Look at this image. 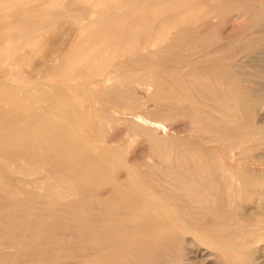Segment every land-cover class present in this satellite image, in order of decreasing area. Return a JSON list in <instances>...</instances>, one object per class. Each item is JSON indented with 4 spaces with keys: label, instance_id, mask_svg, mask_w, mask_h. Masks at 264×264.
Listing matches in <instances>:
<instances>
[{
    "label": "bare ground",
    "instance_id": "obj_1",
    "mask_svg": "<svg viewBox=\"0 0 264 264\" xmlns=\"http://www.w3.org/2000/svg\"><path fill=\"white\" fill-rule=\"evenodd\" d=\"M263 1L0 0V11L12 5L17 7L21 2L32 3L29 11L25 9L23 14L12 11L0 13V21L5 20L0 22V74H4L0 77V190L10 196L29 193L26 188L32 184L38 188L41 197L51 199L48 202L50 206H62L64 213L69 215L65 222L68 234L62 237L59 252L47 257L48 264H121L118 261L125 259L128 252L139 259L138 264H149L150 259L152 263V258L161 257L157 256L159 250L154 245L161 242L167 243L166 249L188 242L185 243L188 245L186 252L202 256L209 254L213 257V250H218L219 254L225 252L231 264H234L235 257H240L242 264H250L251 259L256 261L257 258L264 261V230L258 227L257 222H250L254 210L262 212L261 221H264V150L257 157L258 165L242 163L236 170L226 167L224 159L214 150L198 155L177 150L175 146V149L169 148L173 143H166L158 126L148 122V119L166 120L164 114L173 116L171 111L185 116L188 107L180 109L165 103L161 106L160 103L171 100L175 105L193 101L195 91V96L199 93L204 96L206 104L203 107L211 113L212 123L201 124L202 121L193 118L196 116L189 117L191 109L186 116L200 122L195 128L207 133L204 140L223 147H243L252 144L245 136L246 131L244 134L239 132L241 130L234 133L236 130L232 132L229 128L241 123L245 126L246 122V125L255 126L253 104L244 98L243 101L240 97L238 99V93L236 95L230 90L234 85L227 87L231 83H226L227 89L221 87L222 76L215 82L201 75L200 78L196 75L187 79H170L162 78L158 73L142 74L136 78L126 74L133 67L163 69L166 66L167 70L178 59L171 56L174 59L171 60L163 52L183 50V58L185 51H196L201 44L195 46V43H202L209 35L208 30L199 31L196 26L192 29L187 25L208 26L213 19L227 13L238 22L245 11L261 8ZM58 6L66 10H58ZM46 15L57 17L46 22ZM64 17L67 24L62 22L58 26ZM179 34L182 37H178ZM216 35L219 36L218 33ZM35 55L40 56L35 59ZM197 62L193 64L196 67L200 65ZM25 63L28 64L26 70L23 68ZM32 71L36 74H31ZM84 72L86 77H83ZM6 76L13 82H9ZM104 83L106 86L101 87ZM125 83L138 87L135 96L125 95L133 99L131 108L135 110L119 112L120 117L115 120L110 115L112 112L109 114L104 109L105 103L101 104L103 108L94 110V113H101L94 119L92 111L77 101H70L72 92L83 97L81 99H112ZM148 101L160 106L152 109L147 105ZM9 103H12L10 107L13 105L11 108L6 107ZM107 115L113 119L112 123L115 121L113 125L116 123V129L113 128L109 134L104 133L109 128L108 125L106 127ZM76 119L85 122L86 127ZM243 119L246 121L244 124ZM258 124L255 131L248 129L261 140L264 139V124ZM121 126H126L124 131ZM88 131H94L96 135L91 137ZM139 138H145L149 145L148 160L143 164L140 163L143 154H129L128 150ZM254 138L257 145L264 148V141ZM6 153H13L15 157L7 158ZM28 163H41L42 166H27ZM6 170L17 174L14 176L19 178L17 187L14 186L17 183L9 179L10 183L2 180H6V176L11 178L4 173ZM38 173L42 175L36 176ZM27 177L37 179L28 182L24 180ZM19 183L24 187H19ZM102 188H108L106 198L102 197ZM222 194H226V198ZM94 198H97L96 202ZM88 200L95 204L92 214L87 213V205L84 208ZM11 208L18 209L17 205ZM239 208L243 211L240 210L242 216L238 214L240 220L235 213L231 214L234 211L228 213ZM189 210H194L195 216ZM188 211L194 217L190 216L192 220L187 217ZM227 220H232V223L242 220L239 223L243 226L229 232L232 223ZM227 224H230V229ZM243 234L245 237H241ZM188 235L190 239L186 237ZM207 259L203 260L206 262Z\"/></svg>",
    "mask_w": 264,
    "mask_h": 264
},
{
    "label": "rangeland",
    "instance_id": "obj_2",
    "mask_svg": "<svg viewBox=\"0 0 264 264\" xmlns=\"http://www.w3.org/2000/svg\"><path fill=\"white\" fill-rule=\"evenodd\" d=\"M31 4H32L31 2H29V3L28 2L27 3L21 2L17 5V7H16V5L15 6L12 5L13 7L10 6L9 8L0 11V13H6L7 11H12L15 14H21V13L23 14L25 12V9L27 11H29V9H30L29 7L31 6ZM262 4H263L262 6L264 7V1ZM262 6H261V8H262ZM21 7L23 8L22 10H21ZM60 7H62V6H60ZM60 7L58 6L57 9L61 10V11L66 10V9H64V7L63 8H60ZM18 8H19V11H18ZM261 8L260 7H258V8L254 7V8H251V10L249 9V11H245L243 13V16H242L243 19L241 18L239 21L237 20L238 22H236V19L231 18V16L229 17L230 13H227V15L222 13L225 16L222 15L223 17H221V18H225V19H221V18H215V20L213 19V22H211V23L209 22V25H211L210 28H209V25L208 26L207 25L204 26V25H200V24L187 25L188 27H190L192 29H194V27L196 26L195 29L197 28L199 31L208 30L209 32H207V34H209V35L211 33H213L212 35H214V36L211 35V38L209 35L206 34L207 38L203 39L204 41L202 40L201 41L202 43H197V42L195 43V46L197 44H198L197 46H200V44H201V46L206 45L207 47L203 46V51H201L202 50L201 46L197 47L200 49H197L195 47L196 51L199 53H197L195 51V49L192 50L193 54L190 53L191 51L190 52L185 51L183 58H182L183 50L182 51L180 50L181 52L179 51L177 53L163 52L164 56L167 55L168 58H171V56H172V58L178 59V62H175L174 65L170 64L171 66L168 65L171 68L167 66L168 67L167 70H166V66H164L165 68H163V69H151L148 67L146 69L145 68H141V69L138 68L137 69V67H136V69H134L135 67H133L130 70V72H126V74L131 76V77L136 78L138 75H142V74L143 75L149 74V76H150L152 73H158L159 76H162V78L168 77L170 79H171V77L172 78L183 77L184 79H187L190 76H196V75H198V77L200 78V75H201L203 78H206V76H207V79H209V80L212 78L211 81L213 79H214L213 81H215V79L220 81V79L218 77L222 76L221 77L222 83H224L225 80L228 81V78H229L228 76L230 75L231 76L229 78L230 82L228 81V82H225L224 84L221 83L222 86L221 85L220 86L223 87L224 89H227V87H229V86L233 87L232 85H234V87L236 86L237 88L236 87L235 88L230 87L231 89L230 88L229 89L232 90L233 92H235L236 95L238 93V99L241 98V100H242V98H244V100L246 99L245 101L251 102L253 104V106L255 108V116H256L255 120H254L255 124H256L255 126H257L258 123L259 124L261 123V125L258 124V126H262V124H264V120H262V119H264L263 118L264 117V20H263L264 19V13H263L264 8H262V9ZM14 10L17 12H14ZM261 11H263V12H261ZM259 14H260V16L256 17ZM53 17H57V16L50 15L48 17V15H46V16H44V20L46 22L48 20L51 21ZM65 20H66L65 17L60 19V22H58L57 25L59 24L58 26H60L62 24H67L68 20H66V22H65ZM217 20H219L220 22ZM261 20H263V21H261ZM1 21H5V20L1 19ZM214 21L216 23H214ZM253 21H254V23H253ZM258 24H259V26H258ZM191 26H193V27H191ZM199 26L200 27L202 26L201 27L202 29ZM238 26H240L239 29H238ZM183 27H186V25L182 26L180 29H182ZM48 28H50V27L48 26ZM261 29H263V30H261ZM241 31H243V32H241ZM216 33H218L219 36H217ZM177 36L182 37V34H179ZM205 40H206V42H205ZM203 42H205V43H203ZM222 44H223V46H222ZM206 48L208 49V51ZM204 51H206V52H204ZM186 53H188L187 54L188 56H186ZM38 56H40V55H35L34 58L37 59ZM18 58H19V56H18ZM172 58H171V60H174ZM181 58L184 59L185 62H183V60ZM117 59L119 60L120 57L116 58V62L118 61ZM188 60H190L191 62ZM181 61L183 62V64ZM208 61H209V64H208ZM193 62H195V63H193ZM196 62H197V65H198V63L200 64L199 65L200 67L199 66L196 67V65H193V64H196ZM215 62H217V63H215ZM183 65H185V66L183 67ZM217 65H219V66H217ZM212 66H213V69H212ZM215 66H217V67H215ZM23 68L25 70L28 69V64L25 63L23 65ZM207 68H208V70H207ZM217 68H219V69L217 70ZM171 69H173V70H171ZM152 70H154V71L152 72ZM157 70H159L161 73ZM216 70L219 72L220 75L217 73ZM167 71H172V72H170L171 75L169 73H167ZM164 72L167 74H165ZM223 73H224V75L228 74L225 77V80H223L224 75H221ZM31 74H36V71H32ZM83 74H84L83 77H86V75H87L86 72H84ZM3 75L4 74L1 72L0 77H3ZM164 75H166V76H164ZM167 75H169V76H167ZM215 76H216V78H215ZM5 78H7V80L9 79L7 76ZM168 78H166V79H168ZM9 82H13V80L9 79ZM215 82H217V81H215ZM226 83L227 84L231 83V84H229L226 87V85H227ZM106 84L107 83L102 84L101 87H105ZM217 84L219 86L220 83H217ZM220 86H219V88H221ZM235 89H238V90L235 91ZM137 90H138V87L135 84H130V83H128V85H127V83H125L124 85L122 84L121 87L118 88V90L116 91V93H115L116 96H113V98H112V99H115L113 101V103H112L111 98H107V100H105V99L104 100H102V99H99V100H93L92 99L91 100L90 98H89L90 100H88V97H87V99L86 98L81 99L83 97H81L80 95L77 96L74 92H72V94L70 95V101H72V102L77 101L83 106V108L86 107L85 108L86 110H89L90 112L92 111L94 119L96 116H99V114H101L99 112L94 113V110L99 109V108H103V106L101 104L105 103L104 109L107 110L109 114L112 112L110 115L115 120L116 118L118 119L120 117L119 112L120 113L121 112H132L135 110V109L131 108L132 103H133V99L131 100V99L127 98V96H125V95L130 94V95L135 96L136 94H138ZM196 92L198 93V91H196ZM199 94H197L198 96H195L196 93L194 91V98L195 99L193 101L191 100V101H187L185 103L183 102L182 104H175L174 105V103H172L171 100H162V103H160V105L161 106H163L165 104H167L168 106L173 105L174 107H177L180 109L181 108L184 109L185 107H188V108H186V110L188 112L191 109V111L189 113V115H190L189 117H191L193 115V116H196V118L192 116L196 121L197 120L200 122L202 121L201 124H209V123L211 124L212 123V119L210 117L211 113H209L208 111H205V110H207V107H206V109L203 107V106H205L204 104H206V102H205L206 100L203 99L204 96L202 97V94H200V95ZM0 97H1V95H0ZM116 98H118V99H116ZM196 98H197V100H196ZM110 100H111V103H110ZM195 100L199 101L198 103H201V104H197ZM90 101H92V102L95 101V102L92 104V102L90 103ZM59 102L65 104L63 101L62 102L59 101ZM81 102L87 103V104L83 105ZM150 103H151V105H150ZM163 103H165V104H163ZM193 103H195V105H193ZM10 104H12V103H9V105H7L6 107L11 108L13 105H11V107H10ZM107 104H109V105H107ZM147 105L152 109H156L158 106H160L159 103L155 104V103L149 102V101L147 102ZM129 107L131 109H129ZM67 108L71 110L70 107H67ZM121 108H122V110H121ZM116 111H118V112H116ZM203 111H205L206 113ZM188 112H186V115L188 114ZM200 112H202V114L200 116L201 117L203 116V118H201L198 115V114H200ZM207 113H208V115H207ZM171 114H173V116L170 115V113L164 114L167 117L166 120L165 119H159V118H157L155 120L148 119V122H150L151 124H153L155 126H158V131H159V133H161V135L165 139L166 143H169V141H170V143H173L170 145L168 144L169 146L173 145L172 147H169V148L175 149V147H176L177 150H185V151L191 152L193 154H198V155H204V154H207V152L214 150L215 154L222 157V160L224 159L223 162H224L226 167L233 168L236 170H239V167L242 163L249 164V165H253V164L258 165L259 164V160H257V157L259 156V154H261L263 152L264 148L259 147L257 145V140H255L254 137H256V139H258V141H262V140L264 141V139L259 140L260 138H258L257 135H255V132H253V134H251L252 131L249 130L248 128L255 131V126L246 125L247 122L245 121V119L242 120V121H244L243 124L246 122L244 124L245 126L241 125L242 124L241 123V124H237L238 128L236 127L237 125H231L229 129H231L232 132L236 130V132H234V133H237L239 130H241V131H239L240 133L241 132L243 133L244 131L247 132L249 130V132H247V133L245 132V136L248 137V139L250 138L249 140L252 142L251 145L252 146L254 145L253 146L254 148L251 145H243V147L241 145H237V146L232 145L231 147H229V145H227V146L223 147L217 143L216 144L215 143H207L204 140L207 133H204L205 131L204 132L203 131L200 132L199 130L197 131L195 128L197 125H199L198 123H200V122L196 123V121H194V119L191 118L194 121L193 122L194 125H193L191 123L192 120L187 117L188 115L186 116L184 114L186 116L185 117V116H182V113H180L179 114L180 116H178L177 111L176 112L171 111ZM204 114H206V115H204ZM108 115H107L106 127L108 125L109 128H106V132H104L105 129L103 130V132L106 134H109L113 130V128H115V125H116V123L113 125V123L115 121L112 123L111 120H113V119H109L111 117ZM199 117H200V120H199ZM205 117H207L208 119ZM206 119L207 120L210 119V120L207 122ZM76 120H78V123L81 121L80 119H76ZM96 121L98 124L99 122H98L97 118H96ZM81 125L82 126L85 125V127H86V124L83 121H81ZM179 125H181V127H179ZM190 125H192V126H190ZM219 125H220V123H219ZM247 126H252V127H247ZM124 127H126V126H124ZM124 127L121 126V129L123 128V131H124ZM192 127H194L195 129ZM231 127H233V128H231ZM242 127H244V128L246 127L248 130L246 128L242 129ZM110 128H112V129H110ZM107 129L109 131H107ZM192 129H193V132H192ZM100 131L101 130H99L98 132L100 133ZM88 133L90 134L91 137L96 135V132L94 133V131H88ZM251 135H253V136H251ZM252 137H253V139H252ZM197 146H199V147H197ZM148 147H149V145H148V142L145 140V138L144 139L139 138L128 149L129 154H131L132 152L138 153V154H143V155H141L142 158L140 157V163L143 164L144 162H146L148 160V157H147V155L149 154ZM184 147H186V148H184ZM247 147H249V148H247ZM189 148L190 149L192 148L191 151ZM241 152L243 155L241 154ZM239 154H240L241 158L244 157L245 159L244 158L240 159V156H238ZM14 155L15 154H13V153H6L5 157L11 159V158L15 157ZM247 155H248V157H247ZM247 160H248V162L249 161L250 162L247 163L246 162ZM254 161H256V162H254ZM14 162L17 165L19 164L18 161H14ZM40 164L41 163H28L27 166L40 167V166H42ZM42 164H44V163H42ZM4 173L11 176V178H9L8 176L5 175L6 180H4V178H2L3 181H6V182L8 181L7 183H10V182L17 183V181L19 180V178L14 177L17 174L13 175L12 172H9V171L7 172V170L4 171ZM38 175L41 176L42 174L38 173L36 176H38ZM13 178H14V180H13ZM15 178H17V179H15ZM30 178L27 177L24 180L29 182L33 179H37V177H35V178L30 177ZM7 179H9L10 182ZM14 186L17 187L18 183H17V185L15 184ZM19 187H24V185L19 183ZM26 189L30 192L29 193L15 194L12 196L7 195L6 193H4L0 190V264H48V258L53 255L52 254L53 252H56V253H57V251L59 252V249H60L62 242H63L62 237L65 236V234L66 235L68 234V232H67L68 229L65 230V222L68 220L69 215L64 213L63 207L59 206V205L50 206L48 204V202L51 199L49 197L46 198V196L41 197L39 195L38 188L32 184L29 185ZM101 191H102V197L106 198L108 195V188H102ZM222 196H224V198H226V194H224V195L222 194ZM89 198H91V197H89ZM96 199L97 198H94L93 200H95V202H96ZM12 205H17L18 209H12L11 208ZM86 205H87V208H86ZM93 205H95V204L93 202H91V200L90 201L88 200L85 203L84 208L87 209L86 210L87 213L92 214L93 212H95L94 211L95 209H93V212H92V206ZM225 205H226V202H225ZM228 210H231V209H228ZM228 210H227V212H228ZM240 210L242 211V209L239 208L236 210L229 211L228 213H231L234 211L231 214L235 213L237 216V219L240 220L241 218L239 217V215L240 214L243 215V213H242L243 211L241 212ZM89 211H91V212H89ZM189 211L193 213V216H195V212H193L194 210H192V211L189 210ZM235 211H237V212H235ZM188 212H187V214L189 216L187 214L186 215L188 218H190V216H192V215H190L191 213L190 212L188 213ZM259 212H260V214H258ZM253 214H254V216H252V218L250 219V222H254V223L257 222L258 227H261V229L264 230V221H261L262 220L261 219L262 218V215H261L262 212L260 210L259 211L254 210ZM242 215H240V216H242ZM198 216H199V218L203 217L201 215H198ZM193 218H190V219L192 220ZM203 219H205V218H203ZM210 219L212 220L211 217H210ZM207 220H208V218H207ZM228 221L229 220H227V222ZM230 221L229 222L231 224L232 220H230ZM234 221H233V223H235ZM239 222H242V220ZM239 222L238 223L236 222L235 224L232 223L233 228H232V226L230 227V224L229 225L227 224L228 228L229 227L231 228V229L229 228L230 231L229 230L228 231L232 232V230H233V232H234L235 230L241 228L243 226L242 225L243 223H239ZM237 224H239V225H237ZM240 224H241V226H240ZM235 228H237V229H235ZM244 235L245 234L241 235V237H245ZM186 237L188 239H190L189 235ZM241 237L239 235L238 238L241 239ZM185 243L188 244V242H183L182 244H178L176 247L177 249L176 248L166 249L167 248V246L165 245V244H167L166 242H163V243L161 242V244L160 243H154L155 247L159 248V249L157 248V251L159 250L157 256H161V257L160 258L159 257L158 258L157 257L152 258V263L153 264H231L229 258L226 256L227 254L225 252H220V254H219L218 250H213V252H212L213 257H211V255H209V254L202 256L201 254H198L196 252H188V251L186 252L187 249L185 250V248L188 245H186ZM160 245L163 246L162 248L164 250L166 249L165 251L170 250V252L168 253V252H165L164 250H162V248H160ZM180 245L182 247L184 245V247L182 248ZM180 248L182 249V251H180L181 250ZM183 251H184V253H183ZM215 251H217V252H215ZM186 254L187 255L190 254V255L187 257ZM216 254L218 256H215ZM156 259H158V260H156ZM203 259H207L206 262ZM261 259L262 258L256 259V261L258 260L259 263H258V261L256 262L255 259H251L250 264H264L263 259L262 260ZM138 260H139L138 258L136 259L130 252H128L125 256V259H120V261H118V262L119 263L122 262L121 264H123L125 261L124 264H126V262L128 261L127 262L128 264H132V263L138 264L137 263ZM129 261H131V263ZM150 261H151V259L149 260V264H152ZM228 262H230V263H228ZM242 263H244V262L240 257L234 258V264H242Z\"/></svg>",
    "mask_w": 264,
    "mask_h": 264
}]
</instances>
